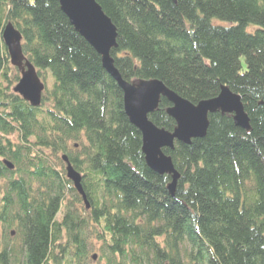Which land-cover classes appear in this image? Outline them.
Returning a JSON list of instances; mask_svg holds the SVG:
<instances>
[{
	"label": "trees",
	"instance_id": "trees-1",
	"mask_svg": "<svg viewBox=\"0 0 264 264\" xmlns=\"http://www.w3.org/2000/svg\"><path fill=\"white\" fill-rule=\"evenodd\" d=\"M96 1L116 26L124 79H159L193 103L227 86L250 129L218 111L204 137L164 148L180 174L172 195L60 1L0 0V264H264V0ZM9 22L45 82L39 106L14 91ZM170 105L162 97L149 119L172 131Z\"/></svg>",
	"mask_w": 264,
	"mask_h": 264
},
{
	"label": "water",
	"instance_id": "water-1",
	"mask_svg": "<svg viewBox=\"0 0 264 264\" xmlns=\"http://www.w3.org/2000/svg\"><path fill=\"white\" fill-rule=\"evenodd\" d=\"M59 1L62 11L75 30L101 55L103 67L122 89L125 113L131 123L142 133V151L146 163L158 174L171 175L172 180L168 189L172 195L175 193L180 174L171 156L163 151L164 148L173 149L175 140L191 143L193 138L204 137L209 127V115L218 111L233 114L238 126L246 130L250 129L249 118L244 110L241 96L227 86H223L217 96L193 103L178 95L159 79H144L136 82L124 79L111 55L112 49L118 46L117 29L101 5L96 0ZM2 35L12 65L18 67L21 72L14 91L32 106H39L45 83L39 77L35 66L23 53L22 33L9 22L5 25ZM162 97L171 103L167 113L176 121L172 131L158 127L149 119V114L158 109ZM62 158L67 163V177L73 181L89 209L90 203L82 185L81 173L73 168L66 155ZM6 164L10 169L13 168L10 162ZM93 259H97V254L93 255Z\"/></svg>",
	"mask_w": 264,
	"mask_h": 264
},
{
	"label": "flooded vegetation",
	"instance_id": "flooded-vegetation-1",
	"mask_svg": "<svg viewBox=\"0 0 264 264\" xmlns=\"http://www.w3.org/2000/svg\"><path fill=\"white\" fill-rule=\"evenodd\" d=\"M64 166H65V168H66V166H67V163L64 161Z\"/></svg>",
	"mask_w": 264,
	"mask_h": 264
},
{
	"label": "rangeland",
	"instance_id": "rangeland-1",
	"mask_svg": "<svg viewBox=\"0 0 264 264\" xmlns=\"http://www.w3.org/2000/svg\"><path fill=\"white\" fill-rule=\"evenodd\" d=\"M20 76H21V73H20ZM44 82V81H43ZM45 83V82H44ZM17 84V83H16ZM15 87V86H14ZM97 254V252H95ZM96 260V259H95Z\"/></svg>",
	"mask_w": 264,
	"mask_h": 264
}]
</instances>
